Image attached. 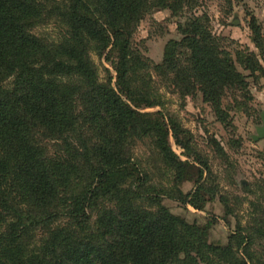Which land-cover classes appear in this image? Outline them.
Instances as JSON below:
<instances>
[{
  "label": "trees",
  "instance_id": "16d2710c",
  "mask_svg": "<svg viewBox=\"0 0 264 264\" xmlns=\"http://www.w3.org/2000/svg\"><path fill=\"white\" fill-rule=\"evenodd\" d=\"M55 1L68 31L59 44L46 45L31 34L42 13L36 0H0V264H248L239 252L247 242L241 233L234 234L227 246L212 245L206 228L172 215L157 202L158 197L152 201L156 212L136 205L135 196L145 197L139 193L142 178L128 150L116 139L106 138L100 159V150L90 147L88 139L79 136L78 148L74 145L82 118L95 125L104 113L123 142L138 132L142 115L127 102L149 108L156 103L143 92L136 101L142 79L137 71L149 66L131 49L133 28L151 6L178 13L192 10L198 0ZM204 29L195 17L191 33L183 30L181 42L168 44L165 61L183 48L192 51L197 77L205 81L209 93L217 88L221 62L217 53L206 50L204 45L212 38ZM251 29L264 61V39L254 16ZM112 43L118 55L116 89L99 83L90 55H102ZM11 79L14 90L6 86ZM79 98L86 104L84 115L78 111ZM38 126L42 135L62 140L68 157L52 160L42 155L34 142L36 134L31 133ZM171 132L180 142L175 126ZM144 134L156 138L163 160L178 170V180H190L181 175L190 165L179 161L169 147L165 123L151 121ZM81 156L86 164L79 167L74 160ZM92 159L99 161L94 164ZM202 177L199 170L198 180ZM178 193L179 197L168 198L201 209L199 189L188 195ZM103 194L110 196L115 211L99 207L96 200ZM92 208L102 211L100 232L98 236L87 233L86 238L81 234H86L87 210ZM33 209L41 215H34ZM61 218L68 222L55 225ZM45 220H49L46 236L38 244L30 243L32 226Z\"/></svg>",
  "mask_w": 264,
  "mask_h": 264
},
{
  "label": "rangeland",
  "instance_id": "374dc122",
  "mask_svg": "<svg viewBox=\"0 0 264 264\" xmlns=\"http://www.w3.org/2000/svg\"><path fill=\"white\" fill-rule=\"evenodd\" d=\"M36 2L42 13L31 28V34L42 44H59L66 37L68 27L59 16L58 2ZM253 16L264 39V0H198L192 10L178 13L151 6L133 28L130 41L131 49L140 53L149 66L137 71V77L142 79L138 82L136 101H140L142 95H149L156 106L149 108L139 102L137 105L127 102L142 117L138 132H132L124 142L106 113L98 117L101 122L95 125L82 118L76 126L80 131L75 134L74 145L78 148L79 136L88 139L90 147L100 150L97 151L100 159L106 151V138L116 139L128 150L142 178L139 193H144L145 197L143 200L135 196L136 205L142 204L146 210L156 212L157 206L152 201L158 197L157 202L172 215L190 225L206 228L207 241L212 245L227 246L234 234L241 233L247 237L239 251L241 257L248 264H264V138H258L259 129L264 127V61L262 50L254 42ZM195 17L200 18L201 26L212 38L204 45L206 50L217 53L221 62L217 88L209 93L203 84L205 81L197 77L192 51L183 48L175 58L165 61L168 44L181 42L185 37L183 30L191 33L189 26ZM90 55L99 83L116 89L114 63L118 55L113 43L102 55L95 52ZM230 71L240 77H232ZM6 86L14 90L13 79ZM140 92L143 94L138 96ZM79 99H76L78 111L84 115L86 104ZM156 120L167 126L169 147L178 160L190 165L181 173L184 179L190 180H178V170L163 160L156 138L144 134L145 128L150 129L151 121ZM172 126L177 128L180 142L171 132ZM31 133L36 134L35 145L45 157L52 160L58 156L68 157L62 140L42 135L43 128L39 126ZM74 161L79 167L86 164L82 156ZM98 161L92 159L94 164ZM199 170L203 171L200 180ZM73 182L76 185L75 180ZM79 189L85 191V188ZM198 189L201 209L168 198L169 195L179 197L178 190L188 195ZM96 201L99 207L116 210L108 194ZM87 212L90 216L86 234L81 235L87 238V233L93 232L98 236L102 211L92 208ZM0 213H3L1 205ZM32 213L41 215L37 209ZM48 221L32 226L30 243L38 244L46 236ZM67 222L61 218L55 225ZM100 240L103 243L104 238Z\"/></svg>",
  "mask_w": 264,
  "mask_h": 264
},
{
  "label": "water",
  "instance_id": "95a60500",
  "mask_svg": "<svg viewBox=\"0 0 264 264\" xmlns=\"http://www.w3.org/2000/svg\"><path fill=\"white\" fill-rule=\"evenodd\" d=\"M258 133H259L258 138H264V127L262 129H259Z\"/></svg>",
  "mask_w": 264,
  "mask_h": 264
}]
</instances>
